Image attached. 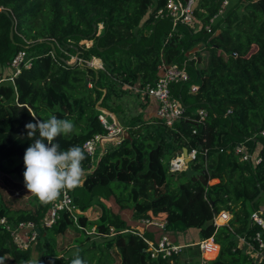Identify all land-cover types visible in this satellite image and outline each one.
I'll list each match as a JSON object with an SVG mask.
<instances>
[{"label": "trees", "instance_id": "obj_1", "mask_svg": "<svg viewBox=\"0 0 264 264\" xmlns=\"http://www.w3.org/2000/svg\"><path fill=\"white\" fill-rule=\"evenodd\" d=\"M164 3L0 0V171L23 178L24 152L32 143L25 124L35 123L33 115L72 120L76 130L55 142L61 150L82 147L94 133L105 132L98 113L117 108L110 100L123 84L151 83L163 65L185 62L189 79L171 84L172 94L184 104L173 125L157 115L137 114L127 119L128 133L119 143L110 142L92 168L85 152L82 185L72 190L74 203L85 212L78 214V224L95 225L104 233L111 225L129 228L131 224L106 202L113 198L119 208L131 207L137 220L161 217L167 221L166 230L196 227L199 238L213 236L219 250L215 257L216 245L205 251V257H213L208 264H264L237 247L231 231L256 228L248 222L257 209V199L251 201L260 189L264 193V0L228 1L210 30L205 24L221 0H196L197 28L173 25L166 16L155 18L154 10ZM19 50L31 64L22 65L11 80L15 68L10 61ZM71 55L80 60L71 61ZM93 57L101 59L102 67L87 64ZM192 83L198 85L195 91L190 90ZM199 108L206 111L203 119ZM241 141L258 150V163L239 159L233 148ZM183 146L195 148L196 154L175 175L168 171L169 161ZM33 197V207L10 208L0 200V217L30 219L39 227L36 243L19 248L0 225V260L32 264L35 250L39 264H71L79 249L86 264H177L179 253L151 259L145 238L151 239L152 227L142 235L120 231L84 246L90 234L65 210L52 225H41L49 203ZM222 209L232 216L228 223L215 225L213 215ZM66 231H74L72 242L78 247L73 252L57 245ZM112 252L119 255L117 260ZM192 252L196 256L191 261L197 264L200 251Z\"/></svg>", "mask_w": 264, "mask_h": 264}, {"label": "built area", "instance_id": "obj_2", "mask_svg": "<svg viewBox=\"0 0 264 264\" xmlns=\"http://www.w3.org/2000/svg\"><path fill=\"white\" fill-rule=\"evenodd\" d=\"M228 1L229 0H221V4L217 12L213 14L210 17L209 22L205 24V28L207 30L211 29V22L223 13L224 7L227 5ZM195 3L196 0H165L163 6L156 7L154 10V17H170L173 25H175L177 22H182L193 27ZM153 7H155V5ZM77 59L80 60V58L75 56L74 60ZM91 63L92 59L87 61V64L92 65ZM10 64L14 66L15 70L13 75L8 78L13 80V76L19 72L22 65L28 66L31 64V58L26 57L24 50H19L12 57ZM94 65L102 67L101 62L93 64L92 66ZM2 79L3 78H0V81ZM188 79L189 73L187 71L186 63L172 62L170 64L163 65L162 72L153 80V82L145 84H139V82H137V85H129V87L137 91V93H139L142 98H145V96L154 98L157 101L156 115L160 117L166 123V125L171 126L175 120L182 116L184 112V104L182 99L172 94L171 84ZM197 87L198 85L196 83H192L190 85V90L195 91ZM104 111L107 110H101L98 113V118L100 119L102 126L105 128V132L94 133L82 144V148L90 156V168L94 166L97 157L111 144L110 142H114L112 144H117L124 137V126L117 120L110 118L109 114ZM198 115L200 119H203V117L206 115L205 109L199 108ZM260 133L264 135V128L260 130ZM250 138L251 137H247L246 140ZM233 150L238 155L239 159L243 161L258 163L261 159L258 150L251 149L245 141L235 144ZM195 154V148H192L190 151L187 150L189 160H191ZM176 155L177 154H174V156L169 161L168 171L172 173L178 170L181 171L185 168V166H187L185 165L184 158H175ZM15 193L19 194L18 191ZM63 210H65L72 217L73 221L78 227L83 228L87 234H90V237L101 236L104 238L106 235H113L116 232L126 230L135 231L142 235L145 230L151 227L165 229L167 222L165 218L143 216L137 220L138 223L135 226L131 225L129 228L116 230L114 226L111 225L109 226L108 233L98 231L95 225L87 228L78 224V214L85 212L74 203L72 190H65L61 193L60 197L56 201L49 203L46 214L41 220V225H52L58 218L59 213ZM231 216L232 215L228 210L222 209L213 215V222L215 225L225 224L228 223ZM248 218L249 227L252 228L253 226H256V228L252 232L243 233L235 232L231 229L236 238V246L242 249L251 260L264 262V209H253ZM0 225H2L4 229L10 233L13 243L19 248L30 247L37 241V228L39 227L33 220H18L14 222L7 219L6 216H1ZM145 239L148 243L151 259L170 257L172 254L179 253L183 247L188 246L189 244L175 243L170 240L168 235L165 233H162L157 241L149 238ZM191 244L197 245L200 251V260L198 264H208V260L211 258L205 257L204 252L209 248H213L215 245L217 246L215 255L219 250V244L214 241L213 236L199 238L198 240L191 242Z\"/></svg>", "mask_w": 264, "mask_h": 264}, {"label": "clouds", "instance_id": "obj_3", "mask_svg": "<svg viewBox=\"0 0 264 264\" xmlns=\"http://www.w3.org/2000/svg\"><path fill=\"white\" fill-rule=\"evenodd\" d=\"M33 118L35 123L25 124L26 135L32 143L23 156L24 186L42 204H47L56 201L63 191L82 185L86 154L79 145L61 150L60 144L55 142L57 137L69 136L76 130L72 120L60 119L54 114L46 120L37 119L35 115ZM32 264H39L38 259L35 258ZM71 264H86L79 255V249Z\"/></svg>", "mask_w": 264, "mask_h": 264}, {"label": "rangeland", "instance_id": "obj_4", "mask_svg": "<svg viewBox=\"0 0 264 264\" xmlns=\"http://www.w3.org/2000/svg\"><path fill=\"white\" fill-rule=\"evenodd\" d=\"M235 0H229V3L232 4ZM200 22L197 21V17L194 18V24L192 28L199 27ZM221 26H224V24H221ZM87 42V41H81L80 43ZM28 56H31L30 54ZM73 56V57H72ZM75 55H71V61L74 60ZM100 59V58H99ZM90 61V60H89ZM100 62L102 63L101 59ZM92 65L96 64L94 62V58H92ZM96 66V65H94ZM98 67V66H96ZM9 75V74H8ZM4 75H1L3 77ZM136 83L135 85H137ZM124 89H122L121 92H119L118 95L114 94L113 97L110 100V103L112 105H117V108L115 110H107L104 112H107L110 116V118L117 120L124 126V135L128 133L127 130V119L130 117L141 114L143 118H149L152 116H155V101L151 100L149 101L148 98H142L140 94L138 95L137 91L134 89L124 86ZM177 154L175 158H184L185 165L188 166L189 162V155H183L182 151L176 150ZM185 166L184 169L187 168ZM180 170L174 172L175 175ZM217 179H211L210 182H215ZM18 191L19 194H16L15 192ZM0 200L4 205L9 206L10 208L13 207H33L36 203L33 195L31 193H28V190L24 186V179L20 178L15 172L10 173H3L0 171ZM106 202L116 211H119L123 218H125L128 223L135 226L138 221L133 216V211L131 207H123L122 209L118 207L117 203L113 200V198L106 200ZM255 206L260 209H264V193H262L259 198L255 202ZM152 233L149 236L153 240H157L160 238L162 233H165L168 235L169 239L172 240L175 243H185V242H194L199 238L198 229L196 227H189L184 229H175V230H166V228H156L152 227ZM176 236V239L173 240L172 237ZM74 235V231H66L64 234L59 235L57 238V245H63L65 249H67V252H73L78 246L73 244L72 237ZM92 240H95L97 242H102L103 237L101 236H92L89 239H85L84 246L91 244ZM189 246V247H188ZM188 246H185L182 248L180 256L185 257V249L186 247L189 248L188 252L191 254V256L187 255L190 259H195V253L192 254L193 249H197V245H192L191 243L188 244ZM185 251V252H184ZM112 255L117 260L119 255L115 252H112ZM40 254L37 251H33V254L31 256L30 261H33L35 258L39 259ZM214 257V256H213ZM200 258V257H199ZM212 258V257H211ZM1 264H9V260L7 259H1ZM198 264V263H197Z\"/></svg>", "mask_w": 264, "mask_h": 264}, {"label": "crops", "instance_id": "obj_5", "mask_svg": "<svg viewBox=\"0 0 264 264\" xmlns=\"http://www.w3.org/2000/svg\"><path fill=\"white\" fill-rule=\"evenodd\" d=\"M154 100L155 101V112H156V107H157V101L154 98H150L149 101ZM156 115V113H155ZM173 240L176 239V236L174 234V236L172 237ZM186 243H191V242H185ZM184 244V243H183ZM186 251V252H185ZM185 257L184 256H180L181 251L179 252V254L177 255V264H194L193 261H191V259L187 256V255H191L188 252V248L185 249ZM173 261V258L171 259V262Z\"/></svg>", "mask_w": 264, "mask_h": 264}, {"label": "water", "instance_id": "obj_6", "mask_svg": "<svg viewBox=\"0 0 264 264\" xmlns=\"http://www.w3.org/2000/svg\"><path fill=\"white\" fill-rule=\"evenodd\" d=\"M6 12H8V10H5ZM13 26H11V31H10V33H12V31H13V28H12ZM182 152H183V154L186 156L187 155V148H186V146H183L182 147ZM262 189H260V191L255 195V197L252 199V201H251V204L256 200V199H258V197L261 195V193H262ZM38 230H39V228H37Z\"/></svg>", "mask_w": 264, "mask_h": 264}, {"label": "bare ground", "instance_id": "obj_7", "mask_svg": "<svg viewBox=\"0 0 264 264\" xmlns=\"http://www.w3.org/2000/svg\"><path fill=\"white\" fill-rule=\"evenodd\" d=\"M93 58H94V62H95V63H99V62H100L99 57H93ZM204 255H205V252H204Z\"/></svg>", "mask_w": 264, "mask_h": 264}]
</instances>
